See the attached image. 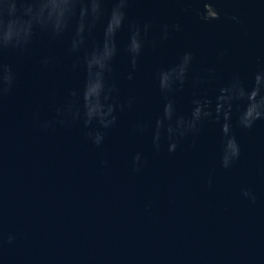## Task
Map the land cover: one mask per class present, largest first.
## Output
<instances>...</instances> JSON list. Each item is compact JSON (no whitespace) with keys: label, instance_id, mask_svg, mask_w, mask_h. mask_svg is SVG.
Segmentation results:
<instances>
[{"label":"water","instance_id":"water-1","mask_svg":"<svg viewBox=\"0 0 264 264\" xmlns=\"http://www.w3.org/2000/svg\"><path fill=\"white\" fill-rule=\"evenodd\" d=\"M0 264H264V0H0Z\"/></svg>","mask_w":264,"mask_h":264}]
</instances>
